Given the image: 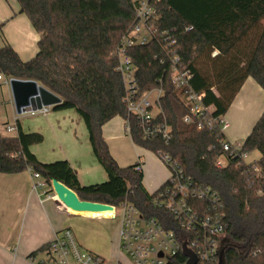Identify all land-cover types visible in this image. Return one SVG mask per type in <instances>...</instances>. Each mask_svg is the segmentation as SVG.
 Listing matches in <instances>:
<instances>
[{
	"label": "trees",
	"instance_id": "1",
	"mask_svg": "<svg viewBox=\"0 0 264 264\" xmlns=\"http://www.w3.org/2000/svg\"><path fill=\"white\" fill-rule=\"evenodd\" d=\"M40 36L37 53L22 62L10 46L0 50V74L32 80L61 99L53 110H74L82 119L92 152L106 173L103 183L81 186L65 160L42 163L30 147L42 143L39 133H24L16 121L14 137L0 135V173L30 171L51 188L56 180L79 200L117 206L134 205L155 218L165 230L181 231L172 215L154 205L169 188L167 180L148 194L138 163L120 168L101 135L102 126L115 117L129 128L133 144L157 158L168 155L194 183L212 190L220 199L225 225L219 239L223 264H264V110L242 144L243 152H257L252 164L231 160L221 144L224 135L198 119L185 124L189 107L184 93L203 94L212 116H224L247 78L264 92V0H159L153 39L129 50L140 92L146 85L161 91L155 124L169 130V140L144 139L122 102L124 86L117 71L115 50L134 24L129 0H16ZM3 24H0V31ZM171 41L174 45L169 46ZM216 55L213 56V53ZM179 58L192 78L178 90L169 74L172 57ZM200 130H198V128ZM225 161L218 168L216 162ZM205 209L208 204L203 203Z\"/></svg>",
	"mask_w": 264,
	"mask_h": 264
},
{
	"label": "built area",
	"instance_id": "2",
	"mask_svg": "<svg viewBox=\"0 0 264 264\" xmlns=\"http://www.w3.org/2000/svg\"><path fill=\"white\" fill-rule=\"evenodd\" d=\"M129 1L134 9V24L122 37L114 52L118 61L117 71L121 74L124 86L122 102L127 113L134 117L144 139L160 137L167 142L170 137L168 128L155 124L156 114L152 115L153 108L157 109V98L161 91L148 84L145 91L140 92L135 76L136 68L128 54L130 49L146 46L153 39L158 20L155 4L159 0ZM172 45L174 41H171L169 46ZM169 78L174 88L183 90L191 80L192 73L183 70L179 58L173 56ZM10 79L0 74V89L9 96ZM153 93L156 96L150 100L149 97ZM182 97L183 102L189 107V114L183 118L185 124L196 118L209 128H217L223 135L229 129V123L224 116L213 117V108L203 105V94L189 92L184 93ZM8 101L12 104L10 97ZM50 108L41 107L26 114L45 116ZM125 126L129 133L128 126ZM4 131L17 132L16 124L5 126ZM242 144L224 140L221 148L227 153V158L246 165L252 164L254 161H250V154L243 152ZM158 159L170 172L168 178L170 186L155 197L153 203L170 213L178 228L188 235L165 230L155 218L146 217L131 203L122 202L112 206L113 210L107 217L116 218L117 215L120 217L117 235L118 254L115 257L105 259L93 254L79 245L70 229H64L31 256L33 264H124L119 258L120 254L130 264H186L188 258L182 253L183 245L195 257L196 264H217L219 239L225 230L219 197L209 188L185 177L168 155H160ZM216 166L224 167L225 161H217ZM141 167L139 162L135 171H141ZM32 178L33 188L46 195L47 184L37 174L33 173ZM47 197L56 199L55 196ZM203 203L208 204L207 209Z\"/></svg>",
	"mask_w": 264,
	"mask_h": 264
},
{
	"label": "crops",
	"instance_id": "3",
	"mask_svg": "<svg viewBox=\"0 0 264 264\" xmlns=\"http://www.w3.org/2000/svg\"><path fill=\"white\" fill-rule=\"evenodd\" d=\"M0 24H3L0 31V50L5 46H10L20 61L28 62L33 59L37 53V43L40 36L32 28L29 19L24 14L19 13L16 0H0ZM0 92L3 91L0 89ZM250 92L264 94L251 78H247L231 106H235L236 109L239 108V103L247 98L246 96ZM2 96L0 95V105L4 106L6 114L14 117L13 105L8 101L11 95L6 94L5 98H2ZM252 104H254L252 107L255 106L254 109L258 107L255 100ZM263 110L264 105L258 110L254 124ZM52 111H54L52 114L48 113L45 116L37 115L41 116L39 120H35L41 131L49 130L56 138L60 135L62 140L69 136V131L73 132V139L67 145L69 146L68 151L65 150L64 155H62L64 157L56 159V161H67L81 186L104 182L103 180L107 179L106 173L92 152L86 128H83V130L81 128L79 115L74 110L73 114H65V112H62L63 110L52 109ZM249 117L250 115L247 114L246 118ZM68 120H71V124L76 123L73 130L64 129V126L68 124ZM17 122L23 132L19 120ZM7 125L9 124H4L3 129ZM239 128L240 131L244 130L242 126ZM250 131L251 129L246 130L241 136H245V139ZM0 135L2 137L16 136V134L4 135L1 131ZM101 135L110 156L120 168H126L138 162L141 163V184L148 194L154 193L168 180V174L164 170H159L154 174L148 171L147 175L145 173L144 176L146 164L142 161V155L139 152L144 149L133 144L126 130L125 122L121 118L115 117L105 123L101 128ZM224 138L231 143L236 142V137L230 136L226 132ZM252 154H254L253 158H251ZM33 155L36 157L35 154ZM259 157L260 155L257 152H253L250 154V161H257ZM45 162L52 163L53 161H47L46 159ZM45 192L46 195L33 188V178L30 171L10 175L0 173V264H33V260L30 259L31 256L51 242L64 229H70L79 245L89 251L100 250V252L109 253V258H113L118 254V237L112 241L104 233H100L97 239L91 237L78 238L72 229V227L77 226L76 219H106V216H110L111 213H101L99 216L93 213L75 214L62 206L57 199L47 197V195L54 196L48 185Z\"/></svg>",
	"mask_w": 264,
	"mask_h": 264
},
{
	"label": "rangeland",
	"instance_id": "4",
	"mask_svg": "<svg viewBox=\"0 0 264 264\" xmlns=\"http://www.w3.org/2000/svg\"><path fill=\"white\" fill-rule=\"evenodd\" d=\"M1 93V92H0ZM3 93V94H2ZM0 95H3L2 98H5V92H2ZM263 94V93H262ZM156 96L155 93H153L149 99L152 100ZM242 102H240V107L236 109L235 106H231L230 110L228 111L227 115L225 116V119L229 123V129L226 131V133L230 136H235L236 137V142L234 143H243V139L245 136H241L242 133H245L246 130L252 129V125H254V121L256 120V115L258 114V110L262 105H264V94L261 95V93H255V92H250L248 96H246ZM1 98V99H2ZM249 99V100H248ZM255 100V103L258 104V107L254 109L252 107V102ZM5 104V103H3ZM253 108V109H251ZM252 110V111H251ZM254 111V112H253ZM54 111L52 109H49L50 114H52ZM62 112H65V114H73V110H63ZM157 112V109L154 107L152 110V115H155ZM253 112V113H252ZM249 114L250 117L247 119L246 115ZM15 117V118H14ZM12 115L6 114L4 112V106L0 105V131L4 135H14V133H7L3 129L4 124H9L13 125L15 124V119L16 121L19 120V123L23 129L24 133H39L43 136V142L34 145L30 147V151L36 155L37 159L40 162L43 163H51V162H45L46 159L47 161H56V159H62V155H64V151H68L69 146L68 143L73 139V132L69 131V136L65 138V140H62L60 135L56 138L49 130L43 132L41 131L40 126L36 125L35 120H39L41 116H30L29 114H21V115ZM81 121V128H85V125ZM243 123V125H241ZM242 126L244 130L240 131L239 127ZM38 127V128H37ZM76 127V123L71 124V120H68V124L64 126V129H69L73 130V128ZM142 155V161L145 162L146 164V169H144V176L145 173L147 175V172L150 171L152 174L154 172H157L159 170H164L168 174V178L170 177V172L166 168V166L151 152L145 151V150H140L139 151ZM52 156V158H51ZM49 157V158H46ZM59 157V158H55ZM254 157V154L251 155V158ZM53 159V160H50ZM59 161V160H57ZM84 161V160H83ZM84 163V162H83ZM226 165V164H225ZM148 166V167H147ZM107 180V179H106ZM106 180H103L104 182ZM96 183H103L101 182H96ZM106 219H101L97 218L94 220H87V219H76L77 220V226L72 227L73 231L75 234H77L78 238L81 237H91L94 239H97L100 233H104L105 236L110 238L112 241L116 239L118 235V230H119V224H120V217L119 215L116 216V218H107ZM74 235V234H73ZM75 236V235H74ZM99 241V240H98ZM84 248V247H83ZM86 249V248H84ZM87 250V249H86ZM89 251V250H88ZM97 256H101L105 259H109V253L107 254L106 252H100V250H91ZM90 251V252H91ZM109 251V250H108ZM106 253V254H105ZM119 258L122 260L124 264H130L129 261L120 254Z\"/></svg>",
	"mask_w": 264,
	"mask_h": 264
},
{
	"label": "water",
	"instance_id": "5",
	"mask_svg": "<svg viewBox=\"0 0 264 264\" xmlns=\"http://www.w3.org/2000/svg\"><path fill=\"white\" fill-rule=\"evenodd\" d=\"M215 55L216 53H213V56ZM9 89L16 115L39 110L41 107L53 108L61 104V99L58 96L32 80L11 78ZM50 185L57 201L75 214L93 213L99 215L104 212H112L113 210L112 206L107 204L79 200L73 191L56 180H52ZM182 253L188 258L186 264H196L195 257L187 250L185 245L182 246ZM217 256V264H223V251L221 249L218 251Z\"/></svg>",
	"mask_w": 264,
	"mask_h": 264
},
{
	"label": "bare ground",
	"instance_id": "6",
	"mask_svg": "<svg viewBox=\"0 0 264 264\" xmlns=\"http://www.w3.org/2000/svg\"><path fill=\"white\" fill-rule=\"evenodd\" d=\"M104 213H111V212H104ZM110 215V214H109Z\"/></svg>",
	"mask_w": 264,
	"mask_h": 264
}]
</instances>
